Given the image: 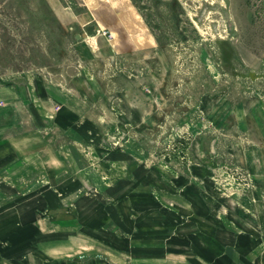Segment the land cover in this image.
Here are the masks:
<instances>
[{
	"label": "rangeland",
	"instance_id": "1",
	"mask_svg": "<svg viewBox=\"0 0 264 264\" xmlns=\"http://www.w3.org/2000/svg\"><path fill=\"white\" fill-rule=\"evenodd\" d=\"M66 107L74 130L55 122ZM4 129L19 155L0 160L1 253L7 230L68 211L70 173L53 169L73 148L92 199L137 167L172 208L200 186L220 209L264 213V0H0ZM110 151L123 159L104 173Z\"/></svg>",
	"mask_w": 264,
	"mask_h": 264
},
{
	"label": "crops",
	"instance_id": "2",
	"mask_svg": "<svg viewBox=\"0 0 264 264\" xmlns=\"http://www.w3.org/2000/svg\"><path fill=\"white\" fill-rule=\"evenodd\" d=\"M65 109L68 111L56 113L55 122L60 128L74 130L78 117L73 107ZM2 117L3 122L11 119L9 115ZM85 123L91 122L81 124ZM88 135L78 134L76 141L83 145V136ZM11 141L4 129L0 133L3 162L19 155L11 149ZM73 149L70 169H53L54 174L70 173L68 211L56 208L48 213V230L43 228L42 218L35 221L34 228L7 230L0 264H264V213L260 210H230L228 205L220 209L218 199L211 196L208 200L200 186L195 188L198 195L188 197L189 209L172 208L156 196L152 180L138 179L137 167L128 168L129 178L99 180L103 195L92 199L83 191L92 184L88 178L91 168L84 162L85 155ZM35 151V155H42ZM109 154L118 158L107 164L101 160L104 173L113 161L123 159L118 151ZM100 155L104 156L103 151ZM109 172L114 170L110 167ZM34 188H42V184L36 182ZM20 218L21 213L9 215L13 221Z\"/></svg>",
	"mask_w": 264,
	"mask_h": 264
}]
</instances>
